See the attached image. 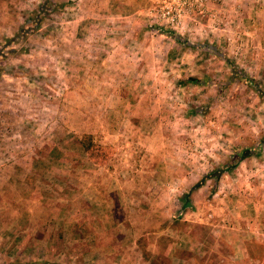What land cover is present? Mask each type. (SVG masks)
Returning a JSON list of instances; mask_svg holds the SVG:
<instances>
[{"label":"rangeland","instance_id":"rangeland-1","mask_svg":"<svg viewBox=\"0 0 264 264\" xmlns=\"http://www.w3.org/2000/svg\"><path fill=\"white\" fill-rule=\"evenodd\" d=\"M189 2L0 0V264H264V0Z\"/></svg>","mask_w":264,"mask_h":264},{"label":"built area","instance_id":"built-area-1","mask_svg":"<svg viewBox=\"0 0 264 264\" xmlns=\"http://www.w3.org/2000/svg\"><path fill=\"white\" fill-rule=\"evenodd\" d=\"M166 3L156 7L157 14L170 25H176L180 18V9L189 6V0H164Z\"/></svg>","mask_w":264,"mask_h":264},{"label":"trees","instance_id":"trees-1","mask_svg":"<svg viewBox=\"0 0 264 264\" xmlns=\"http://www.w3.org/2000/svg\"><path fill=\"white\" fill-rule=\"evenodd\" d=\"M248 82H249V81H248ZM254 86H256V85H254ZM81 145L83 146V148H84L85 150H87V151L89 150L88 145H87L86 143L81 142ZM246 152H247V150L242 151L239 155H236L235 157H233V160H232L230 163H228L227 165H225V166L222 167L221 169H218L217 173H215V171H212V173H210V174H212V176L216 177L217 174H218L219 172L226 171V170L232 168V167H233L235 164H237L241 159H243V158H245L246 156H248V153H246ZM199 184H200V182L194 183L193 186H192L191 188H192V189H193V188H196V187L199 186Z\"/></svg>","mask_w":264,"mask_h":264}]
</instances>
